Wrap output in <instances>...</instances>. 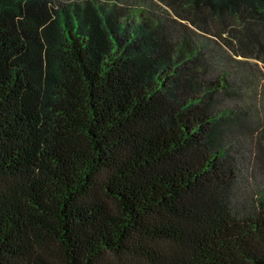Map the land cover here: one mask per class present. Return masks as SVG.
Instances as JSON below:
<instances>
[{
	"label": "trees",
	"instance_id": "1",
	"mask_svg": "<svg viewBox=\"0 0 264 264\" xmlns=\"http://www.w3.org/2000/svg\"><path fill=\"white\" fill-rule=\"evenodd\" d=\"M159 1L183 30L153 5L0 0V264H264L217 109L258 84L264 0ZM187 23L227 47L221 76Z\"/></svg>",
	"mask_w": 264,
	"mask_h": 264
},
{
	"label": "rangeland",
	"instance_id": "2",
	"mask_svg": "<svg viewBox=\"0 0 264 264\" xmlns=\"http://www.w3.org/2000/svg\"><path fill=\"white\" fill-rule=\"evenodd\" d=\"M67 3L73 0H59ZM120 4L137 8L138 6L153 5L158 13L168 17L172 29L183 30L184 26L178 22L186 21L159 0H118ZM177 18V19H173ZM178 22H176V21ZM188 24V23H187ZM189 34L193 43L200 47L203 56L200 58L199 76L210 80L221 76L225 72L222 55L228 53L223 41L215 39L188 24ZM204 66V68H202ZM258 74V84L255 87H242L237 82L236 92L232 95L218 98L217 109L222 117L227 118L228 134L225 144L229 152V161L235 162L236 209L241 213L252 212L257 207V201L264 196V137L261 135L263 126L256 127V121L264 118V66L262 63L251 66ZM244 123H241V122ZM261 122V121H260ZM249 123L250 128L243 127ZM233 130L229 131V128ZM252 128V129H251Z\"/></svg>",
	"mask_w": 264,
	"mask_h": 264
}]
</instances>
